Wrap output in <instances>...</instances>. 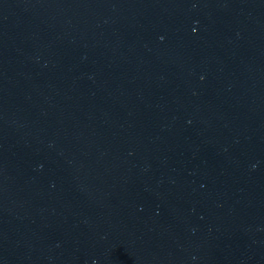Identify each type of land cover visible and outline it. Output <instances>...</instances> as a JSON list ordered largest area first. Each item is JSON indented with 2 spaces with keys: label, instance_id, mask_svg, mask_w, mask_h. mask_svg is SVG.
Returning <instances> with one entry per match:
<instances>
[{
  "label": "water",
  "instance_id": "obj_1",
  "mask_svg": "<svg viewBox=\"0 0 264 264\" xmlns=\"http://www.w3.org/2000/svg\"><path fill=\"white\" fill-rule=\"evenodd\" d=\"M0 264H264V0H0Z\"/></svg>",
  "mask_w": 264,
  "mask_h": 264
}]
</instances>
